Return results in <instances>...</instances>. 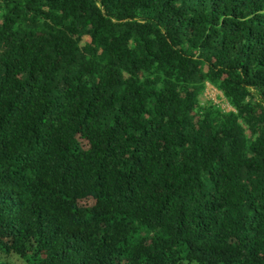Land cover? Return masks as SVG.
<instances>
[{"label":"trees","instance_id":"obj_1","mask_svg":"<svg viewBox=\"0 0 264 264\" xmlns=\"http://www.w3.org/2000/svg\"><path fill=\"white\" fill-rule=\"evenodd\" d=\"M0 264H264V0H0Z\"/></svg>","mask_w":264,"mask_h":264},{"label":"rangeland","instance_id":"obj_2","mask_svg":"<svg viewBox=\"0 0 264 264\" xmlns=\"http://www.w3.org/2000/svg\"><path fill=\"white\" fill-rule=\"evenodd\" d=\"M204 96L212 99L215 102H219L221 106L228 108L223 102L221 101V96L219 94L218 91H216L213 87H211L210 85H206V88L204 90Z\"/></svg>","mask_w":264,"mask_h":264}]
</instances>
